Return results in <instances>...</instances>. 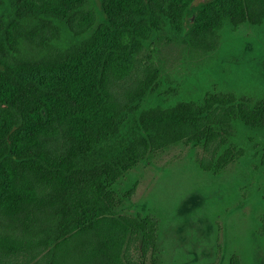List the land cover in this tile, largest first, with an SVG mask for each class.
Wrapping results in <instances>:
<instances>
[{"label": "trees", "instance_id": "obj_1", "mask_svg": "<svg viewBox=\"0 0 264 264\" xmlns=\"http://www.w3.org/2000/svg\"><path fill=\"white\" fill-rule=\"evenodd\" d=\"M99 3L0 0V264H160L158 214L119 211L125 174L178 144L201 147L199 168L220 174L245 154L243 129L264 133L263 92L172 101L163 64L131 76L150 40L197 53L225 25L262 27L264 0ZM261 150L251 175L264 177ZM227 264L244 263L233 251Z\"/></svg>", "mask_w": 264, "mask_h": 264}, {"label": "rangeland", "instance_id": "obj_2", "mask_svg": "<svg viewBox=\"0 0 264 264\" xmlns=\"http://www.w3.org/2000/svg\"><path fill=\"white\" fill-rule=\"evenodd\" d=\"M89 7L101 12L99 0H89ZM192 21L191 14L186 27ZM216 43L213 50L196 53L180 51L164 36L150 40L131 76L151 63L163 64L161 98L172 101L206 92L264 93V25H225ZM152 101L153 96L143 105ZM238 140L245 154L220 174L199 168L197 161L208 156L201 147L178 144L141 161L120 181V212L148 210L159 216L160 264H227L233 251L244 264H264L257 228L264 177L251 175L252 162L263 152L264 133L243 129ZM132 185V195L122 197Z\"/></svg>", "mask_w": 264, "mask_h": 264}]
</instances>
